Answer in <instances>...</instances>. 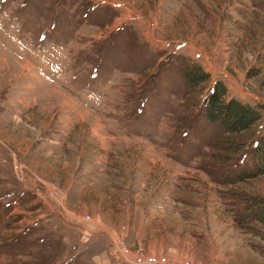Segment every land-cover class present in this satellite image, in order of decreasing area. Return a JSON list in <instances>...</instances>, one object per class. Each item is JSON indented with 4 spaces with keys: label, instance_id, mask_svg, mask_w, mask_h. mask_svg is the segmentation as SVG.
Segmentation results:
<instances>
[{
    "label": "rangeland",
    "instance_id": "1",
    "mask_svg": "<svg viewBox=\"0 0 264 264\" xmlns=\"http://www.w3.org/2000/svg\"><path fill=\"white\" fill-rule=\"evenodd\" d=\"M216 81L264 106V0H0V264H264V109L228 153Z\"/></svg>",
    "mask_w": 264,
    "mask_h": 264
},
{
    "label": "trees",
    "instance_id": "2",
    "mask_svg": "<svg viewBox=\"0 0 264 264\" xmlns=\"http://www.w3.org/2000/svg\"><path fill=\"white\" fill-rule=\"evenodd\" d=\"M185 77L189 83L197 86L202 82H209L211 74L202 66H194L186 70ZM263 109L264 106H254L238 98L229 97L225 84L216 81L207 97L204 112L209 121L221 124L227 131L225 148L229 153L237 152L252 140L256 127L263 119ZM251 145L257 157L264 160V132L253 139Z\"/></svg>",
    "mask_w": 264,
    "mask_h": 264
},
{
    "label": "built area",
    "instance_id": "3",
    "mask_svg": "<svg viewBox=\"0 0 264 264\" xmlns=\"http://www.w3.org/2000/svg\"><path fill=\"white\" fill-rule=\"evenodd\" d=\"M126 257L127 260L134 264H195L191 259H185L181 263H178L164 254L136 253L132 258Z\"/></svg>",
    "mask_w": 264,
    "mask_h": 264
}]
</instances>
